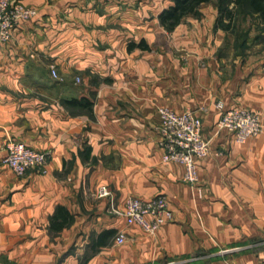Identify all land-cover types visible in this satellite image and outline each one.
Wrapping results in <instances>:
<instances>
[{"label": "crops", "instance_id": "crops-1", "mask_svg": "<svg viewBox=\"0 0 264 264\" xmlns=\"http://www.w3.org/2000/svg\"><path fill=\"white\" fill-rule=\"evenodd\" d=\"M13 1L37 14L0 39V160L12 138L53 150L46 173L17 176L0 162L1 232L55 240L19 250L27 264H264V130L238 143L216 127L219 101L259 112L264 125L258 13L238 19L249 31L242 44L217 26L218 6H202L173 45L160 20L173 0ZM160 107L204 121L211 152L198 159L196 185L183 164L163 160ZM103 185L111 196L98 195ZM160 193L174 218L154 235L112 207ZM60 205L74 219L53 230ZM121 229L128 239L116 244Z\"/></svg>", "mask_w": 264, "mask_h": 264}, {"label": "built area", "instance_id": "built-area-1", "mask_svg": "<svg viewBox=\"0 0 264 264\" xmlns=\"http://www.w3.org/2000/svg\"><path fill=\"white\" fill-rule=\"evenodd\" d=\"M36 14V8L21 1L0 0V39L10 40L19 24ZM52 74L55 78H60L57 69L53 68ZM78 81H81L80 77ZM217 105L222 110L216 123L217 130H228L236 142L245 143L250 137L263 132L264 125L259 112L247 108H226L222 101ZM158 113L163 160L183 164L184 180L196 185L200 178L198 159L211 152V140L204 134L202 117L192 109L179 112L169 107H160ZM3 149L6 154L0 162L10 166L18 176H25L31 170L46 173L53 157L52 149H36L16 138L7 140ZM98 195L111 196L112 191L107 185H103L99 188ZM112 205L115 212L126 218L127 224H138L151 235L156 234L162 225L174 218L171 200L164 193L149 199L129 196L122 210H118L114 203ZM127 239V233L121 229L117 231L114 242L123 244Z\"/></svg>", "mask_w": 264, "mask_h": 264}, {"label": "trees", "instance_id": "trees-1", "mask_svg": "<svg viewBox=\"0 0 264 264\" xmlns=\"http://www.w3.org/2000/svg\"><path fill=\"white\" fill-rule=\"evenodd\" d=\"M211 0H174V3L168 8H165L160 14L161 23L168 31L176 29L182 21L189 15L201 16L200 5ZM233 4V5H232ZM219 7V21L217 26H223L230 29L237 26L238 19L241 15L247 16L248 13L252 17H260L264 21V0H218ZM229 19L227 23L225 19ZM234 24V25H233ZM240 29L233 30L237 34V39L242 40V44L249 37V31H239ZM82 100H78L81 103ZM74 102H77L75 100ZM74 219V215L63 205L57 207L56 212L51 218V229L61 230L66 225H69ZM104 236V235H103ZM104 242L102 237L95 242L94 247ZM97 244V245H96ZM95 247V248H96Z\"/></svg>", "mask_w": 264, "mask_h": 264}, {"label": "rangeland", "instance_id": "rangeland-1", "mask_svg": "<svg viewBox=\"0 0 264 264\" xmlns=\"http://www.w3.org/2000/svg\"><path fill=\"white\" fill-rule=\"evenodd\" d=\"M173 3H174V0H173ZM212 3L216 6H218V0H211V1H208L205 3H202L200 5V8L202 6H211ZM201 16H202V14H201ZM240 18L241 17H239V22L241 23ZM241 25H242V23H241ZM241 25L239 27L234 26L233 30H236V29L241 30L242 29ZM219 27L224 28L223 26H220V25H219ZM225 29H227V28H225ZM170 39H171V43L174 45L175 41L177 40V36L175 34V29L170 31ZM6 166H8V165H6ZM8 167H10V166H8ZM1 229L2 228L0 225V264H27V261L25 260L23 255L19 254V250H39V247H41L42 245L48 246L49 244L53 243V241H55L54 238H50L49 240L36 239V238H18V233H15V234H13L12 232L2 233ZM47 241H49V243ZM223 250H226V249H223Z\"/></svg>", "mask_w": 264, "mask_h": 264}]
</instances>
